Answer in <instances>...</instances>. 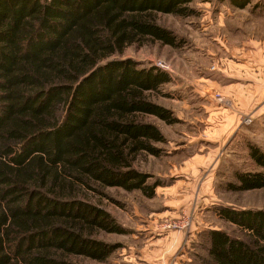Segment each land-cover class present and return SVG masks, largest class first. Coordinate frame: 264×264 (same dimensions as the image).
I'll use <instances>...</instances> for the list:
<instances>
[{
  "label": "trees",
  "instance_id": "trees-1",
  "mask_svg": "<svg viewBox=\"0 0 264 264\" xmlns=\"http://www.w3.org/2000/svg\"><path fill=\"white\" fill-rule=\"evenodd\" d=\"M195 1L0 0V264L106 262L120 245L99 234L128 230L88 195L117 203L107 190L118 188L152 201L169 185L135 163L167 143L148 117L180 123L157 102L172 77L117 57L147 42L182 47L159 16L196 17ZM241 24L228 16L223 34L241 38ZM248 149L255 169L236 172L229 191L264 190V151ZM214 213L243 236L202 230L194 264H264V209Z\"/></svg>",
  "mask_w": 264,
  "mask_h": 264
},
{
  "label": "rangeland",
  "instance_id": "rangeland-1",
  "mask_svg": "<svg viewBox=\"0 0 264 264\" xmlns=\"http://www.w3.org/2000/svg\"><path fill=\"white\" fill-rule=\"evenodd\" d=\"M207 1L200 0L191 4L199 13L196 17L181 19L173 15L159 16L160 24L172 30L179 40L184 41L182 47L173 48L159 42H147L143 46L129 47L121 57H117L134 59L143 64V67L155 66L172 77V82L162 88L167 96L157 98V102L171 109L180 123L167 125L155 117H148V121L157 124L162 130L167 143L157 145L164 151L162 156L143 154L135 163L136 168L152 173L169 185L157 189V192L165 194H160V197L152 201L144 199L139 193H127L118 188L107 190L117 203L97 195H88L91 202L111 213L128 230V234L104 232L99 234L101 240L120 245L106 262L101 263L83 257H72L73 261L81 264H157L156 260L146 256L142 261L135 260L137 255L135 253L147 245L149 254L150 251L154 253L155 248H152L154 246L151 244L153 241L169 233H181L184 240L179 242V246L174 249L171 256L162 257L161 263L194 264L190 258V250L197 239L200 226L204 227L203 230L214 226L215 229L225 230L232 236H243L237 226L217 219L214 213L216 208L264 209V190L232 192L227 189L230 183L236 181V172L255 169L248 156V148L253 145L264 151V117L258 121L251 115H243L238 128L221 136L214 135L215 131L209 127L211 122L207 119L208 103L213 101L214 104L225 107L227 102L219 103L216 100L215 92L212 94L207 89L206 80L217 78L215 74L218 73V65L215 59L227 57L224 41L239 42L243 36L241 32V38H232L223 34L224 24L220 26L215 25L214 22L216 19H227L230 15L226 13L230 12L222 9L223 2ZM250 3L248 11L235 8L236 14H231V16L235 15L240 23L242 22L240 31L245 29L243 19H264L261 13L263 9H257L252 0ZM222 97L225 99L223 95ZM216 138L218 140L214 141ZM200 156H207L209 159L211 157L212 162L215 161L209 171L202 167L201 175L213 177L209 187L202 189V192L200 188L203 183H188L185 177L187 173L182 170L191 158ZM211 160L209 164L212 163ZM210 178L207 180L210 181ZM177 184L181 185L180 191L176 188ZM181 191L191 194L188 195L190 199L184 203V206L175 214L160 215L167 207L164 197H167L172 204L175 198L180 196ZM149 211L152 212L144 214ZM184 214L193 216L194 219L189 231L168 229L171 222L180 220ZM202 215L211 220L209 222L213 225L207 224L202 219Z\"/></svg>",
  "mask_w": 264,
  "mask_h": 264
},
{
  "label": "crops",
  "instance_id": "crops-1",
  "mask_svg": "<svg viewBox=\"0 0 264 264\" xmlns=\"http://www.w3.org/2000/svg\"><path fill=\"white\" fill-rule=\"evenodd\" d=\"M216 1L224 3L222 9L226 12H230L226 14L230 16L232 13L236 14L235 7L232 5L231 0ZM252 2L253 5L260 4L259 8L263 9L261 13H263L262 15L264 16V0H252ZM250 6L251 3L247 6V9L242 11H248V7ZM224 21L225 19H216L214 23L215 25L218 24L222 26ZM243 21L245 27V29L241 31L243 39L235 43H226V41H224L227 57L215 59L218 65V73L215 74L217 78H213V80L207 79V83L205 84L210 93H221L227 102V106L225 107H221L216 103L214 104L213 101L208 103L207 119L210 120L211 124L209 127L212 131H215L214 135L216 136L224 135L228 131H233L238 128L243 115H251L253 119L258 121L264 117V19H243ZM216 140L218 139H214V141ZM203 157L204 156L191 158L190 161L182 167V170L187 173L185 177L189 181L188 183H203L200 188L201 192L202 189L204 190L209 187L210 183L213 181V177L210 178V175L207 177L201 175L202 167L209 171L213 168L215 163V161L212 162L211 157L210 159L207 156ZM210 160L212 163L209 164ZM209 178L210 181L207 180ZM180 186L181 185L178 184L176 186L179 191ZM170 192L173 191L170 190ZM160 194L162 195L165 193L157 192V197H160ZM179 195L180 196H177L175 201L172 202L175 207L172 206L167 197H164L167 207L166 211L162 212L163 214L160 215H165L167 213L175 214V212H178L179 208L183 207L184 203L190 199L188 195L191 194H185L181 191ZM171 209L172 211H170ZM202 227L200 226L199 230ZM203 228L197 232H201ZM183 238V234L181 233H169L163 238L151 243L152 246H154L152 248H155L154 253L150 251L151 256L148 252L149 249H147V245L145 248L137 250L135 254L139 255V257L135 255V260L142 261V258L146 256V258L149 257V259L156 260L157 264H162L161 258H166V256L169 255L171 256L172 252L179 246V242H182Z\"/></svg>",
  "mask_w": 264,
  "mask_h": 264
},
{
  "label": "built area",
  "instance_id": "built-area-1",
  "mask_svg": "<svg viewBox=\"0 0 264 264\" xmlns=\"http://www.w3.org/2000/svg\"><path fill=\"white\" fill-rule=\"evenodd\" d=\"M214 96L219 103H226L225 99H223L221 94L215 93ZM193 222V216L184 214L180 220L171 222L168 225V229H174L183 232L189 231L192 227Z\"/></svg>",
  "mask_w": 264,
  "mask_h": 264
}]
</instances>
